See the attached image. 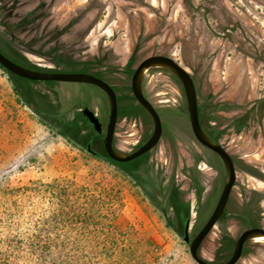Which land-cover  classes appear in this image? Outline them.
<instances>
[{
    "label": "rangeland",
    "instance_id": "obj_1",
    "mask_svg": "<svg viewBox=\"0 0 264 264\" xmlns=\"http://www.w3.org/2000/svg\"><path fill=\"white\" fill-rule=\"evenodd\" d=\"M227 27L236 29L228 33ZM9 47L39 68L60 71L81 63L102 72L117 94L113 143L123 153L145 142L153 128L131 91L136 66L152 54L173 57L194 76L200 121L230 153L236 170L223 217L201 242L199 255L223 262L239 234L263 221L264 0H0V48L10 53ZM142 85L158 110L162 134L147 154L131 160L129 175L94 155H106L109 103L99 87L50 83L61 109L86 103L102 121L88 149L71 133L59 134L50 117L24 102L0 68V188L56 176L87 184L101 180L119 191L115 223L123 232L92 233L80 242L118 247L116 264H198L183 233L167 224L176 225L167 200L177 193L188 203L192 238L199 230L200 206L219 196L224 166L195 138L173 73L149 68ZM74 112L65 116L68 121ZM240 118L246 121L237 131ZM235 264H264V240H248Z\"/></svg>",
    "mask_w": 264,
    "mask_h": 264
},
{
    "label": "trees",
    "instance_id": "obj_2",
    "mask_svg": "<svg viewBox=\"0 0 264 264\" xmlns=\"http://www.w3.org/2000/svg\"><path fill=\"white\" fill-rule=\"evenodd\" d=\"M229 28H225L227 31L230 30L228 33L236 29ZM0 50L22 65L50 70L32 65L20 51L14 48L9 47L10 53L1 48ZM0 68L8 74L14 91L20 94L24 102L35 111L50 117L57 126L59 134L69 136L67 134L69 132L74 136H69L70 138H75L88 148L91 137L97 131L82 113L83 107L88 106L86 103H76L71 108L68 106V110L61 109L59 96L54 87L50 86V83L58 81L29 80L6 70L1 65ZM66 69L89 72L109 82L102 72L91 70L85 64H74L60 71ZM191 76L197 89L196 80L192 74ZM177 84L182 88L178 79ZM38 85H45L46 90L39 92L36 89ZM70 110H75L74 118L68 121L65 116ZM199 112L198 108V115ZM245 121L246 118L236 121L237 131L241 130ZM81 124L88 125L89 128L86 129ZM201 125L205 130L202 123ZM81 130H84L85 134H82ZM145 154L147 152L141 156ZM94 155L113 166L115 170L133 175L130 169L133 161L119 162L111 159L107 154L104 157ZM167 202L174 208L176 225L171 221H167V224L176 232L183 233L184 224L190 218L188 203L177 198V193L171 194ZM119 207V191L113 186H107L101 180L87 184L75 178L56 176L47 181H30L27 185L15 188L2 187L0 188V264H116V260H120L118 247L87 245L80 241L92 233L95 236L122 233L123 231L115 223ZM200 216L199 229L208 218L207 215L200 214ZM127 250L130 251L129 248L126 252Z\"/></svg>",
    "mask_w": 264,
    "mask_h": 264
},
{
    "label": "water",
    "instance_id": "obj_3",
    "mask_svg": "<svg viewBox=\"0 0 264 264\" xmlns=\"http://www.w3.org/2000/svg\"><path fill=\"white\" fill-rule=\"evenodd\" d=\"M0 65L6 70L29 80L84 82L99 87L106 94L109 103V114L104 136V149L108 157L119 162L130 161L146 153L158 143L162 134L160 115L155 106L143 92L142 81L146 70L153 67H159L173 73L182 86L186 100L188 118L195 138L199 143L220 157L225 171L223 187L217 199L216 205L206 221L192 238H190L189 235L190 219H187L185 222L183 229V240L189 243V252L192 258L198 264H235L241 257L243 246L248 240H254L255 237L259 236L264 237L263 227H248L239 234L234 242V247L230 256L223 262L212 263L203 259L199 255L198 249L201 242L224 213L230 192L235 182L236 170L230 153L219 142L215 141L204 131L198 115L197 93L193 78L190 72L173 57L166 54L148 55L140 60L131 76L130 85L132 93L136 101L150 115L153 128L147 140L129 153H123L117 150L113 145V137L118 117L117 94L111 84L106 80L92 73L83 71H54L34 69L12 60L1 50ZM82 113L87 121L93 126L95 131L100 132L102 130V122L92 109H90L88 106H85L82 109ZM89 147L90 146L88 144V149H90Z\"/></svg>",
    "mask_w": 264,
    "mask_h": 264
},
{
    "label": "flooded vegetation",
    "instance_id": "obj_4",
    "mask_svg": "<svg viewBox=\"0 0 264 264\" xmlns=\"http://www.w3.org/2000/svg\"><path fill=\"white\" fill-rule=\"evenodd\" d=\"M132 91V90H131ZM196 93H197V91H196ZM134 96V95H133ZM135 98V97H134ZM136 100V99H135ZM138 103V102H137ZM139 104V103H138ZM198 104V103H197ZM140 105V104H139ZM199 108V107H198ZM105 127H106V125H105ZM205 131V130H204ZM206 132V131H205ZM207 133V132H206ZM98 134H100V132H98ZM208 134V133H207ZM209 135V134H208ZM210 136V135H209ZM211 137V136H210ZM212 138V137H211ZM216 141V140H215ZM201 144V143H200ZM113 145H114V143H113ZM202 145V144H201ZM89 146H90V144H89ZM103 146H104V141H103ZM140 146V145H139ZM136 149V148H135ZM216 154V153H215ZM217 155V154H216ZM218 156V155H217ZM219 157V156H218ZM220 158V157H219ZM223 187V186H222ZM221 192V191H220ZM231 193V192H230ZM220 194V193H219ZM219 197V196H218ZM218 199V198H217ZM229 199V198H228ZM216 202H217V200H216ZM216 202L214 203V204H211L210 206H200V208H199V213L201 214V215H210V213L212 212V210H213V208L215 207V205H216ZM226 206H227V204H226ZM225 209H226V207H225ZM225 211V210H224ZM262 213H264V211H261ZM221 217H223V215L221 216ZM221 219V218H220ZM219 219V220H220ZM262 220L263 221H261L260 223H258V224H255V225H253V226H249V227H263L264 228V217H262ZM185 225V224H184Z\"/></svg>",
    "mask_w": 264,
    "mask_h": 264
},
{
    "label": "bare ground",
    "instance_id": "obj_5",
    "mask_svg": "<svg viewBox=\"0 0 264 264\" xmlns=\"http://www.w3.org/2000/svg\"><path fill=\"white\" fill-rule=\"evenodd\" d=\"M254 239L264 240L263 236L255 237Z\"/></svg>",
    "mask_w": 264,
    "mask_h": 264
}]
</instances>
